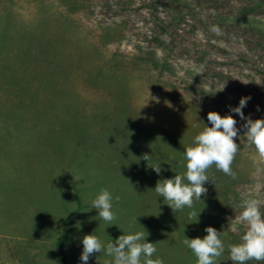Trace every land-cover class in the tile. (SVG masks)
<instances>
[{"label": "rangeland", "instance_id": "obj_1", "mask_svg": "<svg viewBox=\"0 0 264 264\" xmlns=\"http://www.w3.org/2000/svg\"><path fill=\"white\" fill-rule=\"evenodd\" d=\"M29 35L48 42L50 78L0 82V264H59L65 219L67 264H84L85 235L107 245L143 229L163 264H196L182 241L206 227L223 233L219 264H233L241 199L264 200V159L243 127L264 119V0H0V59H16ZM242 97L244 119L231 111ZM210 111L237 120L236 176L213 166L206 195L174 213L156 184L186 171ZM102 188L112 224L91 205Z\"/></svg>", "mask_w": 264, "mask_h": 264}, {"label": "clouds", "instance_id": "obj_2", "mask_svg": "<svg viewBox=\"0 0 264 264\" xmlns=\"http://www.w3.org/2000/svg\"><path fill=\"white\" fill-rule=\"evenodd\" d=\"M196 71L200 73L202 68ZM248 99L242 97L239 106L231 109L241 119L245 118L242 109L246 107ZM207 119L212 126L204 125L191 145L184 150L186 171L156 184L154 192L158 197L164 198V202L174 213L183 211L185 207L192 208L195 201H201V196L206 195L204 184L212 181L209 170L213 166L233 179L236 176L232 165L240 150V145L235 140L239 131L236 127L237 120L232 115L221 116L215 111H210ZM243 127L246 128L244 136L248 144L254 145L259 157L264 159V119L248 118ZM150 158L147 154L143 157L146 161ZM152 168L157 174L161 171L160 165ZM119 199L118 196L115 197L117 202ZM91 205L98 210V216L104 222L112 224L117 219L112 210L113 194L107 188L100 190L92 199ZM240 208L242 211L231 230L238 231L239 225H244L245 230L239 243L228 245L229 258L233 264H248L253 260L264 264V200L255 194H248L242 197ZM192 217L197 221L198 215L195 212L189 213V218ZM134 224H137V217L130 220L129 229ZM205 231L207 235L203 239L185 237L182 243L193 252L197 258L196 264H219V259L225 252L223 233L213 227H206ZM146 235L144 229L129 231L127 234L124 232L115 242L111 241L107 245L95 234L85 235L80 259L87 264L92 254L103 251L112 258L109 264H163V259L155 256L158 251L157 243L146 242Z\"/></svg>", "mask_w": 264, "mask_h": 264}, {"label": "trees", "instance_id": "obj_3", "mask_svg": "<svg viewBox=\"0 0 264 264\" xmlns=\"http://www.w3.org/2000/svg\"><path fill=\"white\" fill-rule=\"evenodd\" d=\"M25 49L16 55V59H9V56L0 59V82L20 83L30 80L38 79L47 81L49 77L48 72L45 70L44 64L46 61V50L48 49V42L42 36L29 35L25 39ZM5 60V61H1ZM77 206L75 209L81 207V202L76 196ZM67 220L61 229L58 230L59 235L56 240V255L59 264H67L65 258V244L67 238Z\"/></svg>", "mask_w": 264, "mask_h": 264}]
</instances>
